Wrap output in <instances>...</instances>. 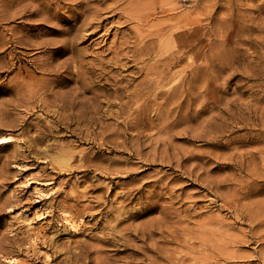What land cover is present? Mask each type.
I'll return each instance as SVG.
<instances>
[{
    "label": "bare ground",
    "instance_id": "bare-ground-1",
    "mask_svg": "<svg viewBox=\"0 0 264 264\" xmlns=\"http://www.w3.org/2000/svg\"><path fill=\"white\" fill-rule=\"evenodd\" d=\"M70 2L75 5H71ZM13 5L19 8L9 5V10L6 9L8 11L5 14L6 18L27 12L30 15L40 16L41 20L53 25L52 32L56 31L57 33L58 31L60 36L65 35L59 41V48L66 47L67 51L71 52V60L77 64L76 70H71L69 74L52 72L46 79H42V82L32 75L27 78L19 77L20 79L14 84L16 90L12 87L11 102H16L28 109L32 107L46 113L56 114L57 128L44 124L42 130L36 126L39 133L30 136L31 141L42 140V131L48 129L61 131L66 128L63 123L76 124L74 129L71 128L73 133L76 132L75 130L84 132L82 123L87 127L88 133L92 131L89 127L99 120L98 114L103 103L107 105L117 103L110 100L113 90L109 89L107 84L111 80L117 84L114 89V97L116 99L128 98L125 101L119 100L118 103L121 106L135 104L136 113L144 109L148 102L147 98L152 94L154 96L162 94L166 96V99H172L179 92L183 93L186 82L190 80L188 83L190 93L192 81L198 80L200 81L199 95H205L202 67H192L189 72L187 69L184 71L174 70L184 61L185 56L190 55V58H200L201 60L207 57V48L204 43L206 41L205 29L202 27L198 31L192 30L195 24L202 25L208 15L206 9L202 10L205 6L200 7L198 4L196 7L201 12L197 17H193L187 13H177V5L174 0H14ZM263 6L258 4L255 10L263 12ZM62 8L69 11V14L61 13ZM158 12L164 14L163 18L155 20ZM209 13L211 14V12ZM79 20H81L80 23ZM67 22L73 23L68 27H63ZM125 26H127V30L124 31L122 28ZM226 26V22L217 23L219 30L220 27L225 28ZM257 26L264 28V18L262 22L257 23ZM97 35V39L101 38L98 41L96 40ZM111 35H113L112 40L107 45V39ZM92 42H94L93 46ZM129 42H133L132 46H129ZM81 43L84 44L82 47ZM216 44L214 52L220 58H224V51L230 53L220 43ZM193 45L197 47L196 50ZM127 47L128 50H126ZM54 56L55 53L50 55V58L53 59ZM91 56H93L91 59H87ZM130 61L134 64L128 65ZM68 63L65 60L63 66H67ZM139 63L142 65L138 66ZM132 66L137 68L139 74L142 72V75H139L142 77L131 88V79L124 84L125 78L120 71L127 70ZM96 70L99 72L96 73ZM98 77L105 81L100 83ZM37 81L42 84V87L37 88ZM167 84H171L168 90H163ZM121 90L123 91L121 92ZM101 98H103L102 101H100ZM202 101L204 102V100ZM182 104L183 101L179 102L178 108L167 111L166 118L163 119L159 130H168L178 124L179 116L182 115ZM162 108H164L163 102H157L153 108L155 115L162 114ZM185 118L188 120V116ZM13 140L12 135L1 136L0 148L9 146ZM131 140L119 141L116 138L106 140L114 147L125 146L119 152L127 153V158H112L108 164L102 161L96 163L93 162V157H96L98 153L88 156L87 152H83L79 158L81 163L77 166L70 163L69 160H55V163L59 165L57 173L49 172L36 177L38 184L46 186L45 189L36 188L32 194L28 195L24 193V197L27 195L24 201L23 198L15 201L9 197L0 202V208L7 206L13 216L17 215L14 220L18 221L20 225L28 226L47 217H52L46 221L45 225L26 228L21 235L18 232L12 235L3 234L0 237V264L20 263L21 261L17 260L15 253H26V256L31 260L30 264L43 263L44 261L47 264H52L61 255L57 248L52 249L53 235H57L60 231H72L74 234H79L80 226L87 217L95 226L103 224L102 231L98 233L99 235L94 236L97 243L87 245V242L77 240V252L71 251L74 256H77V264H118V260L123 261L121 264H164L161 263V259H164L166 264H212V261L218 264L223 259L230 260L235 257L225 248V245L227 243L234 244L244 240L245 237L261 239L262 246L258 250V255L264 261V202L260 200L240 201L241 197L250 196L247 190L242 189L243 184H240L241 190L229 189L224 191L225 195L219 194L224 204L234 208L237 219L247 220L250 228L249 231L243 230L241 234L235 236L230 235L228 230L227 233L223 232L221 235L219 229L224 224L223 226L218 225L215 232L212 231L217 235V238H209L207 234L209 230L206 225L214 219L204 218L203 208H201V211L197 212L200 218L193 221L191 213L183 214L185 210L190 209V206L182 208L181 205H176L193 197L192 193H189L188 197L184 196V191L175 195L174 191L177 192L181 189L171 186L173 193H171L168 202L166 196L163 195V189L180 178L168 176L164 179L163 176H160L153 181H142L140 184H136L140 178L132 175L140 174L144 170L139 168L141 166L130 168L127 165L135 163L131 159L140 158L142 150L139 148L141 143L137 139ZM129 142L131 145L128 147ZM149 143L152 148L147 161L154 163L160 159L162 162H167L171 168L187 173L189 177L195 176V180L201 184L202 188L196 192L200 196H198V200H195V203L200 202L201 198L207 195L203 189L209 187V182L217 183L218 187H222V182L227 180V178L221 179L223 181L215 178L209 180L207 171L210 172L213 167L209 166L208 168L207 161H202L206 155L198 152L194 153L193 157H189L187 155L190 151H181L174 147L170 137L152 138ZM135 145L137 148L134 147ZM147 146L144 145L142 149ZM262 148L264 149V145ZM174 150H178V152ZM191 158L199 161L188 164L187 161ZM200 158L202 162H200ZM121 162L124 163V166H118ZM152 163L150 164L152 165ZM53 167L56 168L54 165ZM85 170L95 171L93 178H111L107 188L91 198L88 196L89 192L92 193L102 188L94 179L90 178L92 182L89 185L82 190L78 189L79 184L87 180L86 177L84 180H78L82 176H87L86 173H82ZM68 172L78 176L77 184L70 182V179L59 180ZM113 176L130 180L128 183H123L120 182V179L115 180ZM32 181L28 182V189L32 187V183H34ZM148 184H150L149 187ZM65 185L70 187L68 191L63 189ZM118 185L125 186L115 190ZM63 192L66 195L59 199ZM229 194L233 199L226 197ZM85 198L88 202L85 201ZM129 205L131 206L128 207ZM57 210L59 214L55 215ZM155 213L157 215H154ZM53 216L57 218L54 220ZM226 226L229 227L228 229L232 227L231 224H226ZM211 229L215 228L211 227ZM49 231L53 232V235H50ZM218 235L226 236L227 239H222ZM187 237L189 241H192L193 248ZM40 239L50 246L51 253L41 249ZM177 240L187 246L189 250L183 256L177 255L175 249L164 244ZM11 243L17 244L18 249H10L9 244L12 245ZM109 245L116 247L115 253L129 251V254L111 258L107 253L109 249L105 248ZM55 263L70 264L67 257L61 258Z\"/></svg>",
    "mask_w": 264,
    "mask_h": 264
},
{
    "label": "rangeland",
    "instance_id": "rangeland-1",
    "mask_svg": "<svg viewBox=\"0 0 264 264\" xmlns=\"http://www.w3.org/2000/svg\"><path fill=\"white\" fill-rule=\"evenodd\" d=\"M13 1L0 0V137L12 135L14 138L9 146L0 148V202L9 197L15 201L23 198L24 201L26 196L32 194L36 188L45 189L46 186L38 184L36 177L49 172L51 174L57 173L59 165L55 163V160H69L70 163L77 166L81 163L79 161L80 156L83 155V152H87L88 156L98 153L96 157H93V162L102 161L108 164L112 158L123 159L127 158L128 154L119 152L125 146L114 147L112 143L106 141L107 139L116 138L119 141L137 139L141 143L139 148L142 150V155L140 158H132L131 160L135 163L127 165L130 168L141 166L139 168L144 170L140 174L134 173L132 175L140 178L136 184H140L142 181H153L160 176H163L164 179L168 176H174L175 178L177 176L180 179L163 189V195L166 196L168 202L171 193H173L171 192V186L181 189L177 192L174 191L175 195L180 191H184V196L188 197L189 193H192L193 197L176 205H181L182 208L190 206V209L185 210L183 214L191 213L193 221L200 218L197 212H200L203 208V217L214 219V221L211 219L212 222L206 225L209 230L207 233L209 238H217V235L213 234L212 231L215 232L219 227L218 225L223 226V224L224 226L219 229L221 235L223 232L227 233V230L232 236L241 234L243 230L249 231L250 227L247 220L237 219L234 208L232 209L224 204L219 194H224V191L229 189L234 190L237 188L241 190L242 186L240 184H243L242 189L247 190L250 196L241 197L240 201L260 200L264 202V149L262 148L264 145V28L257 26V23L262 22L264 18V11L258 12L255 10L258 4L264 5V0H199L200 2H197V0H174L177 5V13H187L190 16L197 17L201 12L196 7L198 4L200 7L205 6L202 10L206 9L208 11L202 25L195 24L192 27L194 31H198L202 27L205 29L206 41L204 43L207 48V57L201 60L197 57V59L190 58V55L185 56L184 61L174 68L176 71L187 69L189 72L192 67H202L205 84L204 96L199 95L200 81L198 80L192 81V91L190 93L188 87L190 80L186 82L183 93L179 92L172 99H166V96L162 94L157 96L152 94L147 98L148 102L144 109L136 113L135 104L130 103L121 106L118 103L119 100L125 101L128 98L116 99L114 97V89L117 84L111 80L107 84V87L113 90L110 100L117 103L108 105L103 103V107L98 114L99 120L89 127L92 131L88 133L86 131L87 127L82 123L81 126L84 132L75 130L76 132L73 133L71 128L74 129L76 124L63 123L66 128L61 131H51L49 129L42 131V140L38 142L29 139L30 136L39 133L36 126L42 130L44 124L53 125L52 127L57 128L56 114L53 112L46 113L32 107L28 109L16 102H11L12 87L16 90L14 84L20 79L19 77L27 78L32 75L42 82L41 80L46 79L52 72L58 71L65 75L69 74L71 70H76L77 64H74L71 60V52L67 51L66 47H63L65 51L59 48V41L65 35L60 36L58 31L57 33L56 31L52 32L53 25L41 20L40 16L30 15L27 12L6 18L5 14L9 10V5L19 8L13 5ZM70 4L75 5L72 2ZM65 8L61 9V13L67 15L69 11L67 12ZM163 15L162 12H158L155 20L162 19ZM80 22L81 20H79ZM219 22L227 23L225 28L220 27L221 31L217 29V23ZM72 23L62 24L65 25L63 27H68ZM126 27H123L122 30H127ZM97 37L98 35L96 36L97 41L101 39H97ZM112 37L113 35L107 39V45ZM75 43L77 45V42ZM216 43H220L230 53L224 51V58H220L214 52ZM132 44L133 42H129V46H132ZM83 45L80 44L81 47ZM91 45L93 46L94 42ZM67 47L69 48V45ZM193 48L194 50L197 49L195 45H193ZM126 50H128V47ZM53 53H55V56L52 59L50 55ZM65 60L69 62L67 66H63ZM50 62L52 63L50 64ZM130 64L134 63L130 61L128 65ZM140 65L142 64L139 63L138 66ZM95 72L97 73L99 70ZM120 72L125 78L124 84L131 79V88L142 77L139 76L142 75V72L139 74L135 66ZM191 75L193 76V74ZM98 78H100V83L105 81L101 77ZM40 82H36L37 88L42 87ZM170 85L167 84L163 87V90H168ZM102 100L103 98L100 101ZM181 101H183L182 115L179 116L178 124L168 130H159L163 119L166 118L167 111L178 108L177 106ZM157 102H163L164 105L160 115H155V111H153ZM118 111L120 113H117ZM186 116H188V120L185 118ZM111 133L113 135L110 136ZM156 137H170L174 147L179 148L181 151H190L187 155L189 157H193L194 153H203L206 156L202 161H207L208 168L209 166L213 167V170L207 171L208 179L221 180L227 178V180H221L223 181L222 187H218L217 183L211 184L209 182V187L203 189L207 195L200 197L201 201L195 203V200H198V196H200L196 192L201 188V184L195 180V176L189 177L187 173L171 168L167 162H162L160 159H157L154 163L146 160L148 155H151L149 151H151L152 145L149 142ZM130 145L131 142L127 146ZM144 145L148 146L142 149ZM134 147L137 148V145ZM174 151L178 152V150ZM171 152H173L172 149ZM188 161L189 164L199 160L191 158ZM202 161L200 158V162ZM174 164H176L175 161ZM118 166H124V163L121 162ZM82 173H86L87 176H82L78 180H84L85 177L87 180L79 184V190L89 185L92 179L102 188L92 193L89 192V198L104 191L111 180L107 177L93 178L95 174L93 170L90 172L85 170ZM77 178V175L68 172L61 176L59 180L70 179V182L77 184ZM113 178L115 180L120 179V182L123 183H128L130 180L115 176ZM30 181L34 183L28 189V182ZM124 186L118 185L115 190H119ZM127 186L130 185L127 184ZM147 186L149 187L150 184ZM63 189L68 191L70 187L65 185ZM24 193H27L25 197L23 196ZM65 195L66 193L63 192L59 199ZM226 197L233 199L231 194ZM85 201L88 202L86 198ZM231 205H233L232 202ZM58 214L59 211L57 210L55 215ZM154 215H157V213ZM16 216L8 211L7 206L0 208V237L3 234L12 235L17 232L21 235L26 228L37 227L41 224L45 225L46 221L52 218L47 217L38 223L28 226L21 224L23 225L21 226L18 221L14 220ZM53 217L54 220L57 218L56 216ZM226 224H231L232 227L228 229L229 227ZM102 226L103 224L93 225L87 217L80 226L79 234H74L72 231H60L57 235H53V232L49 231V234L54 236L52 249L57 248L61 254L53 263L67 257L70 264H77V256H74L71 252H77V240L85 241L87 245L97 243L94 236L99 235ZM211 227L215 229L213 230ZM219 237L227 239L226 236ZM188 242L191 244L192 241L188 240ZM11 244H9L10 249H18L17 244ZM164 244L175 249L177 255L183 256L189 251L187 246L179 240ZM39 245L42 250L52 252L50 246L43 243L42 240L39 241ZM191 245L193 248L194 245ZM261 246V239L258 237H245L244 240L234 244L227 243L225 248L235 257L230 260L223 259L218 264H264L263 259L258 255ZM105 248L109 249L107 253L110 254L111 258L129 254V251L115 253L116 247L114 245L105 246ZM14 255L17 260L21 261L18 264L31 263L26 253H15ZM122 262L121 260L117 261L118 264ZM161 263L166 264L167 262L161 259ZM211 263L216 264L215 261ZM38 264L47 263L44 261Z\"/></svg>",
    "mask_w": 264,
    "mask_h": 264
}]
</instances>
